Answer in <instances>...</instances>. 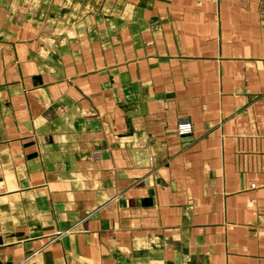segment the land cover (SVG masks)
<instances>
[{"label": "crops", "instance_id": "obj_1", "mask_svg": "<svg viewBox=\"0 0 264 264\" xmlns=\"http://www.w3.org/2000/svg\"><path fill=\"white\" fill-rule=\"evenodd\" d=\"M0 264H264V0H0Z\"/></svg>", "mask_w": 264, "mask_h": 264}, {"label": "built area", "instance_id": "obj_2", "mask_svg": "<svg viewBox=\"0 0 264 264\" xmlns=\"http://www.w3.org/2000/svg\"><path fill=\"white\" fill-rule=\"evenodd\" d=\"M192 130V126L187 120H180L176 125V132L179 135H184L190 133Z\"/></svg>", "mask_w": 264, "mask_h": 264}]
</instances>
